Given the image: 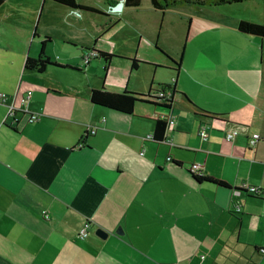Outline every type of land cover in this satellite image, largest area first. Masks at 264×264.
Returning a JSON list of instances; mask_svg holds the SVG:
<instances>
[{
	"label": "crops",
	"instance_id": "crops-1",
	"mask_svg": "<svg viewBox=\"0 0 264 264\" xmlns=\"http://www.w3.org/2000/svg\"><path fill=\"white\" fill-rule=\"evenodd\" d=\"M86 12L50 0L0 5V264H264V38L237 30L240 47L218 52L187 46L189 29L181 50L138 35L131 53L103 46L111 36ZM45 35L49 59L77 70L24 67ZM84 48L112 56L84 63ZM173 82L169 108L146 98L124 113L89 100L92 88L146 94ZM163 115L173 123L157 142ZM192 164L226 186L197 180Z\"/></svg>",
	"mask_w": 264,
	"mask_h": 264
},
{
	"label": "rangeland",
	"instance_id": "rangeland-1",
	"mask_svg": "<svg viewBox=\"0 0 264 264\" xmlns=\"http://www.w3.org/2000/svg\"><path fill=\"white\" fill-rule=\"evenodd\" d=\"M78 1L87 3L99 11L86 12L85 15L91 29L100 24L105 30L103 32L102 29V34L107 33L111 36V39L103 41V46H113L114 43L117 48L126 51L132 49L131 53L137 48L138 35L143 36L142 43L150 37L158 40L160 35V44L156 45L157 48L164 51L160 46L162 45L171 50L175 45L178 46L179 42L181 50L189 29L195 35V38L191 37L192 41L187 43L189 47L201 41L213 51L233 50L240 47V38H244V35L237 32L238 20L264 24V0H244L219 6L178 4L167 8L163 14L155 10L149 0H141L140 5L122 7L119 11L110 9L113 3L111 0ZM256 47L260 51L259 44ZM68 48L74 50L71 45H68ZM89 76L92 77L93 72Z\"/></svg>",
	"mask_w": 264,
	"mask_h": 264
},
{
	"label": "trees",
	"instance_id": "trees-1",
	"mask_svg": "<svg viewBox=\"0 0 264 264\" xmlns=\"http://www.w3.org/2000/svg\"><path fill=\"white\" fill-rule=\"evenodd\" d=\"M5 0H0V5ZM55 3L64 5L66 7L76 9V10H84L93 13H99V11L88 4H83L78 2L77 0H50ZM151 6L155 10L161 11L163 14L167 8L174 7L178 4H192L195 6H219L223 4H232L239 3L244 0H149ZM112 4H115V0H111ZM141 0H123V7H135L140 5ZM236 29L244 34L258 36L260 38H264V24L251 22L247 20L240 19L236 23ZM33 37L37 36V32L33 31ZM51 37L49 35L43 36L42 40L39 43V49L36 57L27 56L24 61V67L27 69H34L38 72H42L49 66H56L62 68H74L68 65H61L55 62H52L48 55L45 53V46L50 42ZM92 49V48H91ZM88 50V48H84V51ZM96 55L94 57H102L105 63L108 62L112 54L94 50ZM137 61L135 58H131V68H135L137 65ZM176 65L180 64V60L174 61ZM104 71L107 69V65H104ZM173 83H159L156 87H150L146 94L134 93L123 90L121 92H110L107 91L104 87L101 88H92L89 93V100L91 103L100 105L103 107H107L110 109H114L124 113H131L134 109V105L138 101H144L147 99L152 100L154 104H159L166 108H169L173 102V94L176 91ZM169 117L167 115H163L161 117L155 118L154 120V129L152 134L150 135V139L161 142L164 140V135L166 131V126ZM191 172L197 180H207L215 183L218 186H226V183L220 179L211 178L205 176L201 170L197 172Z\"/></svg>",
	"mask_w": 264,
	"mask_h": 264
},
{
	"label": "built area",
	"instance_id": "built-area-1",
	"mask_svg": "<svg viewBox=\"0 0 264 264\" xmlns=\"http://www.w3.org/2000/svg\"><path fill=\"white\" fill-rule=\"evenodd\" d=\"M96 55L95 51L93 50H87L84 54H83V61L86 63L88 62V60L92 57H94ZM32 90L28 89L25 92V95H20L18 98L19 102H25L26 99L30 96ZM0 98L1 99H5V94L0 93ZM18 109V105L12 103L7 105V117L13 118L15 115L16 110ZM28 121L30 122H34L37 121L39 119L40 114L38 113H28ZM172 123L173 120L172 119H168L167 122V129H170L172 127ZM92 133L94 132V130L91 131ZM199 135L202 137H205V132H204V128L201 127L200 130L198 131ZM239 134V130L237 128H232L226 131L225 133V138L228 140H231L232 138H234L235 136H237ZM259 138V135L257 133H252L249 138H248V145L249 146H253L255 145V143L257 142ZM199 165L197 164H192L190 167V171L192 172H197L200 170V167H198ZM242 189L245 190L246 192L252 194V195H259L260 191H261V187L258 186H254V185H248V184H243L242 185ZM90 223L89 221H85L80 228L78 229L77 232V236L79 238H85L88 234V229H89ZM171 264H178L176 262L171 263Z\"/></svg>",
	"mask_w": 264,
	"mask_h": 264
},
{
	"label": "water",
	"instance_id": "water-1",
	"mask_svg": "<svg viewBox=\"0 0 264 264\" xmlns=\"http://www.w3.org/2000/svg\"><path fill=\"white\" fill-rule=\"evenodd\" d=\"M122 7H123V0H117L115 4H111V5H110V9H111L112 11H119V10L122 9ZM115 232H116V233H122V230H121L120 228H117V229L115 230ZM95 234L98 235V236L101 237V238H105L106 235H107L106 231H104V230L101 229V228H96V230H95Z\"/></svg>",
	"mask_w": 264,
	"mask_h": 264
},
{
	"label": "bare ground",
	"instance_id": "bare-ground-1",
	"mask_svg": "<svg viewBox=\"0 0 264 264\" xmlns=\"http://www.w3.org/2000/svg\"><path fill=\"white\" fill-rule=\"evenodd\" d=\"M88 50H90V49H88ZM86 51H87V50H86ZM84 53H85V52H84ZM90 59H91V58H90ZM90 59H89V60H90ZM89 60H88V62H89ZM88 62H86V63H88ZM84 63H85V62H84ZM258 135H259V134H258Z\"/></svg>",
	"mask_w": 264,
	"mask_h": 264
}]
</instances>
